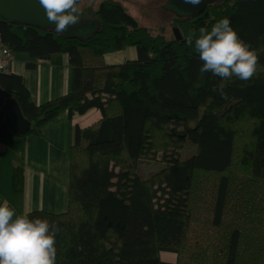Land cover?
Instances as JSON below:
<instances>
[{"label": "trees", "instance_id": "1", "mask_svg": "<svg viewBox=\"0 0 264 264\" xmlns=\"http://www.w3.org/2000/svg\"><path fill=\"white\" fill-rule=\"evenodd\" d=\"M84 1L81 19L93 28L79 38L0 19V41L12 52L65 53L73 70L72 90L41 105L21 76L0 72L2 95L31 124L15 135L0 111V143L40 136L64 111L101 113L96 127L76 128L67 210L28 213L59 226L56 264H264V0L172 14L180 41L139 25L118 0ZM223 17L258 53L261 68L247 82L201 73L195 37L187 46L190 31L198 36ZM129 47L135 59L105 63ZM221 82L227 99L213 90ZM143 163L158 170L144 175Z\"/></svg>", "mask_w": 264, "mask_h": 264}, {"label": "crops", "instance_id": "2", "mask_svg": "<svg viewBox=\"0 0 264 264\" xmlns=\"http://www.w3.org/2000/svg\"><path fill=\"white\" fill-rule=\"evenodd\" d=\"M136 56V49L129 47L104 55V61L117 65ZM29 63H34V67H28ZM10 73L23 78L37 105L69 93L73 86V70L65 53L40 60L27 52H14ZM100 117V111L95 108L72 116L64 111L42 126L40 136H18L11 147L0 143V203L7 200L17 214L35 210L65 212L70 148L76 128L96 127Z\"/></svg>", "mask_w": 264, "mask_h": 264}, {"label": "clouds", "instance_id": "3", "mask_svg": "<svg viewBox=\"0 0 264 264\" xmlns=\"http://www.w3.org/2000/svg\"><path fill=\"white\" fill-rule=\"evenodd\" d=\"M198 6L201 0H185ZM47 20L55 25L57 34H64L80 23L83 11L80 0H39ZM202 66L201 73L211 72L221 81L233 78L249 81L260 70L259 56L250 44L240 38L228 17L217 20L211 28H199V35L190 31L186 37ZM225 84L213 90L227 99ZM59 226L46 218H30L28 213L17 214L7 200L0 203V264H56L58 249L56 236Z\"/></svg>", "mask_w": 264, "mask_h": 264}, {"label": "water", "instance_id": "4", "mask_svg": "<svg viewBox=\"0 0 264 264\" xmlns=\"http://www.w3.org/2000/svg\"><path fill=\"white\" fill-rule=\"evenodd\" d=\"M219 1L222 0H201L198 6H192L185 0H167L164 8L177 16H197L203 13L209 5ZM0 19L19 25L55 31V25L48 22L39 0H0ZM92 22L93 20L90 18L81 19L78 25L70 27L62 35L69 38H79L93 28ZM174 38L177 41L182 39L177 28H174ZM0 111L4 113L5 122L9 125L12 133L19 135L29 131L31 124L23 117L18 103L13 99H6L1 91Z\"/></svg>", "mask_w": 264, "mask_h": 264}, {"label": "rangeland", "instance_id": "5", "mask_svg": "<svg viewBox=\"0 0 264 264\" xmlns=\"http://www.w3.org/2000/svg\"><path fill=\"white\" fill-rule=\"evenodd\" d=\"M121 2L125 11L133 16L141 26L152 29L157 33L158 30L164 31L167 39L174 38V25L172 23L173 15L171 12L164 8L167 0H118ZM101 0H88L84 1L83 5H92L98 8ZM134 48V47H133ZM194 152L193 146L187 147L185 154L182 153V158H187ZM141 170L144 175L155 172L158 167L154 163H143ZM162 258L175 259V255L169 252H164Z\"/></svg>", "mask_w": 264, "mask_h": 264}, {"label": "built area", "instance_id": "6", "mask_svg": "<svg viewBox=\"0 0 264 264\" xmlns=\"http://www.w3.org/2000/svg\"><path fill=\"white\" fill-rule=\"evenodd\" d=\"M14 60V52L10 48L0 41V72H10V64Z\"/></svg>", "mask_w": 264, "mask_h": 264}]
</instances>
